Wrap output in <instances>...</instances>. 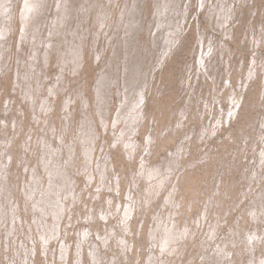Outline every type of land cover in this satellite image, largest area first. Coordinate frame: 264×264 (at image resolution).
I'll return each instance as SVG.
<instances>
[{"label": "rangeland", "instance_id": "374dc122", "mask_svg": "<svg viewBox=\"0 0 264 264\" xmlns=\"http://www.w3.org/2000/svg\"><path fill=\"white\" fill-rule=\"evenodd\" d=\"M3 1L6 3V6L0 8V157H3L2 159L0 158V187L3 192L0 199L4 202L1 200L3 203H1V207L3 209L0 212V216H3L5 222H2L0 225V264H33V262L34 264H118V260H120L119 264H150V260H152L154 255L161 258L160 244L156 243V241L160 240L162 237V228H160L161 226H159V224L165 225L172 220L176 226L180 223L179 227L177 226L180 231H184L187 227L186 225H188L190 233H194L195 239L193 238V240L190 241L187 240L189 243L185 247L186 249L188 248V250L185 249L186 251L184 250L183 254L179 251L178 255L172 256L173 260L172 258H169L171 260H168L167 256H164L163 258H167L165 260L172 262L171 264H175V261L176 264H186L187 260L194 256L192 264H203L202 255H206L207 253L213 254V250H216L219 246V244L217 245L219 241L231 237L232 228L235 226L237 227L240 221L242 222L243 217L246 215V211L254 202L253 196L257 191L253 189L254 185L249 187L248 176L254 168L256 169L259 167H254L256 166L254 155L257 154L260 156L261 152L258 150L261 148L264 149V143H262V141L264 142V137L260 138L258 132L263 129L261 126L259 130L257 129V118L264 114V106H261L264 104V99H261L258 96V92L263 87V84L261 85V82H264V79H262L263 73H260V77L255 79L249 88L247 87L246 81L248 80V72L253 68L254 57L258 58L260 69L264 64V47L257 46L258 39H264V0H253L251 3H248L249 5H242V12H239V20L237 19L238 22L236 21L232 26L234 39L230 41L227 40L229 47H227L226 52H224V56L220 54L218 56V62L215 63L213 68H209L208 72L200 66L199 58L205 50H209L210 47L208 45H214L215 48L218 46L221 47L222 44L220 43L222 42L221 40H223V37L221 36L222 30H220V27L218 26L219 19L214 16V19L210 20L208 17L209 15L205 13V8H202L201 4L198 8L197 0L181 1L179 20L182 23V28H180V33H182L180 34V38L182 40L180 39L178 41L179 45L177 44V48L180 49V51L177 50V52L175 51L173 54L169 52L164 58L162 65L158 67L157 56L150 58V56L147 55L145 57V54L147 53L144 52V61H147L146 63L148 64L146 65L145 63V66L150 68L148 70L150 75L146 77L149 80V85L143 93V115L138 122L140 124L135 127L138 131L133 137H131L133 140L129 139V146H127V148L122 145V142L116 143L114 140L115 136L113 135V132L117 131L121 126V124H116V118L120 111L121 99L118 93V87L114 86L115 93H112V99L109 101L110 106H106L109 109V114L107 116L108 121L112 120L111 117L114 118L111 131L109 132L104 130L102 122L98 117V101L96 93L102 75L104 72L106 73L111 69V60L113 59L112 42L116 36L115 33L117 32L113 29L112 25H118L121 23L122 13L129 7L128 5L134 6L135 0H115L114 3H109L108 0H102L104 3L103 6L105 5V10L111 14L109 20L112 22L111 26L106 24L103 29H99V26L96 23V20H99L100 18L95 16V9L91 10L89 14L91 16V22L88 24L91 23V30L94 33L88 38L83 46L82 67L77 71L71 70L70 72H63L60 69L58 55L56 53L51 55L49 64L42 67L43 63L40 61H43L44 59V54L42 56L41 52L43 48L37 52L35 51L36 47L33 40L32 42L30 41L31 43L24 40L22 19L24 13H26L27 10H31L26 4L33 0ZM139 1L143 2V0ZM44 2V13L40 16L41 24H39L40 30L37 35L39 37V42L42 41V39H45L46 35L49 36V34L46 33V30L49 28L48 26L53 24L57 13L60 11V3L58 0H43V3ZM154 4L153 0H145L142 4L144 10L143 20L146 29L139 33L137 37L138 40H142L143 44H147L150 37L147 30H150L154 23ZM2 17L5 19H1ZM215 19L216 22H214ZM3 29L7 30L6 38H3L2 36L1 30ZM97 30L98 33L95 34V31ZM115 39H119V36H116ZM206 40L208 41L206 42ZM258 50L259 54H255V51ZM215 57L217 56H214V58ZM155 67L157 68L155 69ZM217 68H219L218 70L220 72H218ZM117 72L118 69L115 71V78H118ZM219 73L220 75H218ZM17 81L22 83L18 82L17 84ZM241 85L247 87L242 93ZM22 88L24 92L22 91ZM31 88L33 90H31ZM121 89H124L123 86ZM20 90L21 95H23L22 97L19 92ZM262 92H264V89ZM232 93L242 96V103L238 109L239 112L237 118L232 122L227 123L228 117L225 118V112L232 107L229 101L230 94ZM67 102H72V105L69 108H66L65 106ZM207 104L210 106L208 107ZM45 105L48 108L51 106V111L49 112L51 117L47 120L45 117L46 113H48V109L43 110ZM205 107L209 109L207 110ZM35 112L37 114H34ZM211 114H213V116ZM86 115L89 116L88 119L93 118L92 116L96 118V120L93 119L94 124H96L95 129L97 133H100L99 139L96 141L97 147H95L94 153L96 167L94 170L95 174H93L95 177H93L94 180L87 178L89 177L88 173L86 176V174L83 173L84 169H81V167L80 169H76V171L75 169L72 170V177L74 178L73 184L75 185L71 188H73L74 194L73 196L66 198L65 204L69 206L63 215L64 217H62V222L60 221L59 226H57V223L54 222L52 216L44 217L41 215L40 211L31 208L32 204L26 196V189H28L27 185L32 182V177L36 173L46 176V172H44V169L42 168V158L46 148L43 145L45 141L43 138L46 140L48 139L47 141H49L52 147L57 146V148H59L63 145L62 141H64V144H72V140H77L75 136H80L81 133H83L82 130L84 128L83 124L86 123ZM41 122L43 124H41ZM115 124L117 126H115ZM203 129L207 131L206 136L209 132L212 133L214 129H218L213 138L208 137L209 141L207 144H204V141L198 140L204 131ZM123 130L124 128L121 129L119 135H121ZM218 136L220 137L219 139L217 138ZM190 139H192V142L195 144L192 143V145ZM197 142L198 144H196ZM180 146H184L182 147L183 149H180ZM180 151L182 152L179 153ZM183 153L185 154L183 155ZM180 154L182 155L180 156ZM183 156H185V158ZM166 158L170 160L172 165L174 161L175 163L178 162V167L177 165L176 168L174 165L172 166ZM146 163H148L149 166L148 164L144 165ZM156 165H159L160 167L158 166V168ZM153 167L155 168L153 169ZM172 167L175 169H171ZM245 168L247 170L249 168V170L247 171ZM32 170L35 171L34 174H32ZM162 170H165L164 173ZM154 172H160V175L157 178L150 177V173ZM174 172H177V174ZM259 172H263L264 176V167L262 170L260 169ZM165 173L166 176H171L173 181L175 180L174 184L169 180H162L163 174ZM184 176L186 181L184 180L185 178H183ZM135 179L138 180L136 181ZM89 180L91 182H89ZM102 180L103 184H106L107 186H103ZM19 183H21V185ZM178 183L180 184L178 185ZM263 183L264 179L261 185ZM44 185L45 184H42L41 187ZM261 185L257 186L256 189H260ZM99 190L101 192L103 190V192L101 193ZM9 191L13 193H10ZM96 191L100 195H98ZM162 191L164 193H162ZM91 192L95 194H92ZM141 192L143 195H141ZM15 193H18L17 196ZM175 193L178 195L174 196ZM147 195L150 198V201ZM180 195L181 197L179 198L178 196ZM245 195L246 197H249L246 198ZM133 196L136 197L134 198ZM146 197L148 199H146ZM151 203L152 206H150ZM203 203L204 206L202 205ZM6 205L8 208L5 207ZM168 207H170V209ZM123 208L126 211L123 210ZM185 208L186 211L184 210ZM207 209L209 210L208 212L206 211ZM232 209L234 211H232ZM142 210L145 211V213L143 212L144 214L142 213ZM4 211L6 213H4ZM122 211L124 212L121 213ZM151 211L152 213H150ZM128 212L131 213L130 220H126V213ZM16 213L20 216L16 215ZM146 213L149 214L147 215ZM197 213H200V216H198L199 214ZM79 214H81V216ZM181 215L182 218L180 217ZM70 216L74 218L72 219ZM143 216L147 217L144 218ZM171 216H173L172 220H170ZM177 218L180 222L177 221ZM200 218H202V220ZM119 219L121 221H119ZM199 220H201L202 223L198 225L196 223ZM191 224L195 225L191 226ZM247 224H249L247 226L248 229L254 231L256 224L252 221ZM221 225L223 227H221ZM55 226H57V230L61 227V229L56 232L55 238L60 237L58 239L53 238L52 241H50L52 245L50 243L48 244V246L50 245L49 249L46 244L44 246V243H46L45 238H50V230ZM117 226L118 229H116ZM126 226H128V230L125 229ZM213 226H218L219 231L217 232L219 234H216L217 236L215 237L212 246L209 247V250L201 249L203 241L208 238L210 232H213ZM198 228L200 230L199 234H197V231H199ZM41 233H44V235ZM125 233L127 235H124ZM16 234H19L17 235L18 237ZM118 234H122L124 237ZM89 235L91 236L89 237ZM152 235L154 238H152ZM148 238H150L149 241ZM196 238L197 241H195ZM90 239L92 243H89ZM94 243H96V246ZM220 244H222V242ZM239 245H241V240ZM24 247L29 249V251L27 250L28 253ZM123 247L125 250H123ZM242 247L245 248V245H242ZM34 248L35 250H33ZM65 248L70 249V251H67ZM261 248L258 251L264 253V247L262 246ZM98 249L101 252L98 251ZM110 249L113 252H111ZM30 250L33 252L34 256ZM196 250L198 251L196 252ZM120 252H122V254ZM185 252H187L186 255ZM149 253L152 254L150 255ZM125 255L127 256L126 258L124 257ZM82 256L84 258H82ZM243 257L240 259L237 258V260H239L237 261L238 264L247 260L248 254L246 253V250L243 251ZM231 258L232 257L229 258L230 261ZM110 259L111 261H108ZM174 259L177 260L174 261ZM228 264H236V262Z\"/></svg>", "mask_w": 264, "mask_h": 264}, {"label": "bare ground", "instance_id": "6f19581e", "mask_svg": "<svg viewBox=\"0 0 264 264\" xmlns=\"http://www.w3.org/2000/svg\"><path fill=\"white\" fill-rule=\"evenodd\" d=\"M57 1V0H56ZM60 3V11L57 13L53 24L51 26H48L49 28L46 30V33L49 34V36L46 35V38L44 36L45 39H42V41L39 42L38 40V32L40 30L39 28V24H41V20H40V16L44 13V4L43 0H33L30 1V3H27L26 6L28 8H30L31 10H27L26 13H24L23 15V19H22V24L24 27V34L23 37L25 38L24 40L28 41V42H34L35 45V51L39 52L41 48L42 49V56L44 54V59L43 61L41 60L40 62H42V67L43 66H47L49 64L50 61V57L53 53H56L58 55V64L60 66V69L63 72H70L71 70L73 71H77L80 67H82L83 65V61H82V51H83V46L85 45L86 41L88 40L89 37H91L93 35V31L91 30V23L88 24L89 22H91V16L89 15L92 9H95V16L97 18H100L99 20H96L97 25L99 26V29H103V27L108 24V26H111L112 22H110V17L111 14L110 12L108 13L104 6H103V1L102 0H58ZM109 3H114L115 0H108ZM182 0H153V3H155V9H154V23L151 27L150 30H147V32H149V40L147 42V44H143L142 40H138V34L145 31V25H144V10H143V6L142 4L145 2V0L139 1V0H135V4L134 6L132 5H128L125 10V12L122 13V21H120L121 23L118 25H112L113 29L115 31H117L115 33L116 36H119V39H115L116 36L113 39L112 45H113V59L111 60V69L108 72H104V74L101 77V80L99 82L98 85V89H97V93H96V98H97V114L98 117L100 118L103 128L106 131H111V126L113 123V117L111 121H108L107 116L109 114V109L106 107L107 105L110 106V99H112V93H115L114 90V86L118 87L119 89V95H120V111L119 114L116 118V124H121V126L118 128L117 131L113 132V135L115 136L114 140L116 143L122 142L123 146L127 148L128 145V141H130L129 139L133 140L131 137H133L136 132L138 131L137 125L140 124L138 123L140 121V119L142 118L143 112H142V104H143V93L146 90L147 86L149 85V80L146 78L147 76H149V69L145 66V62L144 61V52H146L147 54H145V57L148 55L150 56V58H153L154 56H157L156 58L158 59V66H161L163 63L164 58L168 55L169 52H171V54H173L175 51L177 52V50L180 51V49L177 48V44L178 41L181 39L180 38V28L181 27V21L179 20V14H180V3ZM198 1V8L199 5L201 4L202 8H205V13L207 15H209L208 17L210 18V20L214 19V16H216L219 21H218V26L220 27V30H222V37L223 40H221L222 42L220 44L221 47H214L208 45L210 48L208 51H204V53L202 54V56H200L199 58V62H200V66L203 67L204 70H207V72L209 71V68H213L215 66V63L218 62V56L220 54H225L224 52H226L227 47H229V43L227 42L234 39L233 38V33H232V26L233 23H235L237 21V19L239 18V12H242V5L243 4H248L251 3L253 0H197ZM57 4V3H56ZM130 4V2H129ZM249 5V4H248ZM247 5V6H248ZM6 3L3 0H0V8L5 7ZM56 6V5H55ZM239 6V7H238ZM55 8V7H54ZM47 14V13H46ZM1 19H5L4 17H2ZM90 20V21H89ZM209 20V19H208ZM209 20V21H210ZM239 20V19H238ZM216 22V19L215 21ZM238 22V21H237ZM212 23V22H211ZM213 24V23H212ZM215 25V24H214ZM212 26V25H211ZM118 27V28H117ZM215 28V26H214ZM219 30V29H218ZM219 30V31H220ZM2 31V36L3 38L7 37V30L3 29ZM182 31V30H181ZM183 32V31H182ZM98 33V30L95 31V34ZM221 34V33H220ZM124 35V38H123ZM22 36V34H21ZM206 36V35H205ZM43 37V36H42ZM261 38V37H260ZM182 40V39H181ZM205 40V39H204ZM255 40V39H254ZM116 41V42H115ZM208 40H206L207 42ZM30 42V43H31ZM182 42V41H181ZM204 42V41H203ZM25 44V42H24ZM28 44V43H27ZM215 44V43H213ZM8 45V44H7ZM149 45V46H148ZM179 45V44H178ZM29 46V45H28ZM33 46V45H32ZM257 46H263L264 47V39H258V43ZM203 47V46H202ZM29 48V47H28ZM253 48V47H252ZM205 49V48H204ZM258 49V48H257ZM256 49V50H257ZM198 50V49H197ZM25 51V50H23ZM203 51V49H202ZM254 51V49H253ZM200 52V51H199ZM219 52V54H218ZM254 53V52H253ZM15 54V53H14ZM255 54H259V50L255 51ZM55 55V54H54ZM199 55V54H198ZM214 56H217L214 58ZM224 56V55H223ZM15 57V56H14ZM30 58V57H29ZM257 58V57H256ZM254 57L253 59V68L248 72V80L246 81L247 87L249 88L250 85H252V82L255 79H258L262 73V79H264V64L262 65V68L260 69L259 67V60L258 58L256 59ZM8 59V58H7ZM6 59V60H7ZM12 59V58H11ZM22 59V58H21ZM149 59V58H148ZM15 60V59H14ZM24 60V58H23ZM22 60V61H23ZM12 61V60H11ZM37 61V60H36ZM16 62V61H15ZM149 62V61H148ZM225 62V60H224ZM8 63V61H7ZM223 64V63H221ZM146 65H148L146 63ZM228 65V64H227ZM3 66V65H2ZM40 66V65H39ZM155 67V69L157 68ZM230 67V66H229ZM5 68V67H4ZM28 68V67H25ZM21 69V68H20ZM19 69V70H20ZM116 69H118L117 75L118 78H115V71ZM192 69V68H191ZM219 68H217L218 70ZM1 70V68H0ZM107 70V69H106ZM190 70V69H188ZM187 70V71H188ZM203 70V71H204ZM229 70V69H227ZM201 71V70H200ZM19 72V71H18ZM46 72V71H45ZM189 72V71H188ZM218 72H220L218 70ZM23 73V72H22ZM27 73V72H26ZM261 73V74H260ZM190 74V73H189ZM202 74V73H201ZM216 74V73H215ZM19 75V74H18ZM22 75V74H21ZM206 75V74H205ZM208 75V74H207ZM211 75V74H210ZM220 75V73L218 74ZM24 76H25V72H24ZM23 77V76H22ZM188 77V76H187ZM208 77V76H207ZM210 77V76H209ZM215 77V76H214ZM217 77V75H216ZM194 78V77H193ZM205 78V77H204ZM21 79V78H19ZM186 79V77H185ZM206 80V78H205ZM212 80V78H211ZM260 80V79H259ZM214 81V78H213ZM20 81H17V84ZM67 82V81H66ZM185 82V81H184ZM194 82V81H193ZM243 82V81H242ZM22 83V82H20ZM32 83V82H31ZM186 83V82H185ZM25 84V83H24ZM51 84V83H50ZM193 84V83H192ZM242 84V83H241ZM263 84V87L260 89V91L258 92V96L261 99H264V92H262V90L264 89V82H261V85ZM28 85V84H26ZM189 85V84H188ZM17 86V85H15ZM51 86V85H50ZM123 86L124 89H121V87ZM18 87V86H17ZM25 87V86H24ZM31 87L33 88V86L31 85ZM241 87V93L244 91L245 88L247 87H243L242 85ZM21 88V87H19ZM31 88V90H33ZM15 89V88H14ZM19 90V89H18ZM23 91V88H22ZM219 91V90H218ZM20 95H21V90L19 91ZM24 92V91H23ZM44 92V91H43ZM148 92V91H147ZM26 93V92H25ZM236 93V91H235ZM230 94V104L232 105V107L229 110H226L225 112V118L228 117L227 119V123L232 122L235 118H237V114H238V109L242 103V96L236 95V94ZM16 94V91H15ZM18 94V91H17ZM25 95V94H24ZM23 95H21L22 97ZM25 97V96H24ZM23 97V98H24ZM35 97V96H34ZM44 97V96H43ZM28 98V97H27ZM32 98V97H30ZM219 98V97H218ZM52 99V98H51ZM28 100V99H27ZM53 100V99H52ZM24 101V100H23ZM72 101V99H71ZM228 101V102H229ZM52 104V103H51ZM72 105V102H67L66 103V108H69ZM29 106V105H28ZM208 106V104H207ZM210 106V105H209ZM208 106V107H209ZM261 106H264L261 105ZM11 108V107H9ZM207 110L209 108L205 107ZM213 108V107H212ZM13 109V108H12ZM15 109V108H14ZM48 109V113H46V117L45 119L47 120L48 118L51 117V115L49 114V112L51 111V106L48 108L46 105L44 106L43 110ZM205 109V110H206ZM206 110V111H207ZM7 111V110H6ZM12 111V110H11ZM15 111V110H14ZM35 111V110H34ZM44 112V111H43ZM203 113V112H202ZM207 113V112H206ZM212 113V110H211ZM7 114V113H6ZM34 114H37L36 112ZM73 114V113H72ZM185 114V113H184ZM54 115V114H53ZM61 115V114H60ZM204 115V114H203ZM213 116V114H211ZM210 115V117H211ZM88 115H86V123L83 124L84 128H83V133H81L80 136H75L77 138V140H72V144H68L63 142V145L60 146L59 148L56 147H52L49 143V141H47L45 138H43L44 143V147L45 148V153L44 156L42 158L43 161V165L42 168L44 169V172H46V176H42V174L40 173H35L34 170H32V182L28 183L27 187L28 189H26V196L27 199L30 201V203L33 205H31V208L34 210H38L40 211L41 215L44 217H48V216H52L54 219V222L57 223L56 225L59 226L60 221L62 220V217H64V213L65 211H67L68 206L65 204V200L66 198H69L71 196H73L74 191H73V180L74 178L72 177V170L75 169H84L83 173L86 174L87 173L89 175L90 180H94L93 177L94 176V170L96 167V162H95V147H97L96 145V141L99 139V134L96 132L95 129V125L94 124V120H96V118H94V116H92L93 118L88 119ZM185 117V115H184ZM84 118V117H83ZM204 118V117H203ZM19 119V118H18ZM32 119V118H31ZM94 119V120H93ZM26 120V118H25ZM53 120V118H52ZM183 120V119H182ZM205 120V119H204ZM258 120V127L257 129H260V126L262 127L263 130L258 131L260 138L264 137V114L261 115V117L257 118ZM1 122V121H0ZM8 123V122H7ZM2 124V123H1ZM12 124V123H11ZM17 124V123H16ZM20 124V123H19ZM35 124V123H34ZM41 124H43L41 122ZM40 124V125H41ZM56 124V123H55ZM115 124V126H117ZM24 125V124H22ZM184 125V124H183ZM10 126V124H9ZM8 126V128H9ZM57 127V126H56ZM7 128V129H8ZM26 128V127H25ZM24 128V129H25ZM50 128V127H49ZM70 128V127H69ZM124 128V130L122 131L121 135H119L121 129ZM181 128V127H180ZM6 129V132H7ZM27 129V128H26ZM35 129V128H34ZM41 129V128H40ZM39 129V130H40ZM57 129V128H56ZM139 129V128H138ZM182 129V128H181ZM184 129V128H183ZM46 130V128H45ZM204 130V129H203ZM218 129H214L213 132H209V134L206 136L207 131L204 130L200 136V138L198 140L200 141H204V144H207L209 141V138H213L214 135H216ZM62 131V130H61ZM81 131V132H82ZM26 132V131H25ZM181 132V131H179ZM23 133V130H22ZM21 133V134H22ZM46 133V132H45ZM62 133V132H61ZM107 133V132H106ZM178 133V132H177ZM185 133V132H184ZM49 134V133H48ZM67 134V133H66ZM69 134V133H68ZM179 134V133H178ZM187 135V134H186ZM21 136V135H20ZM24 136V135H23ZM35 136V135H34ZM69 136V135H68ZM152 136V134H151ZM27 137V136H26ZM209 137V138H208ZM259 137V136H258ZM35 138V137H34ZM136 138V137H135ZM134 138V139H135ZM153 138V136H152ZM189 138V137H188ZM218 139L220 138L219 136L217 137ZM155 139V137H154ZM6 140V139H5ZM156 140V139H155ZM154 140V141H155ZM191 140V144L192 139ZM32 141V140H31ZM38 141V140H37ZM55 141V140H54ZM135 141V140H134ZM197 141V140H195ZM6 142V141H5ZM111 142V141H110ZM133 142V141H132ZM9 143V142H8ZM7 143V144H8ZM27 143V142H25ZM134 143V142H133ZM188 143V142H187ZM262 143H264L262 141ZM28 144V143H27ZM110 144V143H109ZM108 144V145H109ZM136 144V143H135ZM195 144V143H193ZM192 144V145H193ZM198 144V142L196 143ZM14 145V144H13ZM41 145V144H40ZM96 145V146H95ZM111 145V144H110ZM119 145V144H118ZM188 145V144H187ZM152 146V145H151ZM195 146V145H194ZM23 147V146H22ZM21 147V148H22ZM26 147V146H25ZM184 147V146H182ZM180 146V149L182 148ZM198 147V146H196ZM201 147V146H200ZM205 147V145H204ZM5 148V146H4ZM136 148V147H134ZM188 148V147H187ZM23 149V148H22ZM32 149V148H31ZM146 149V148H145ZM152 149V147H151ZM183 149V148H182ZM198 149V148H197ZM262 149V148H261ZM259 149L258 151L261 152V155L258 156L257 154L254 155V160L255 165L254 167H258V168H254V170H252L250 172V175L248 176V184L249 187L252 185L254 190H257L253 196V204L251 205V207L246 211V215L243 217L242 222L240 221V223L237 225V227H233L231 230V237L230 238H225L222 241H219L217 243V245L219 244L218 248L215 250H213V254H208L206 255H202L201 257L203 258V264H225V263H237V258L240 259L243 257V251L246 250V253L248 254V258L246 261H244L243 263L240 264H264V253L261 251L259 252L258 250H260V248L263 246L264 247V183L261 185L264 176H263V172H259V170L263 169L264 167V149ZM27 150V149H26ZM29 150V149H28ZM135 150V149H133ZM147 150V149H146ZM145 150V151H146ZM149 150V149H148ZM203 150V148H202ZM12 151V150H11ZM144 151V150H143ZM178 151V150H177ZM204 151V150H203ZM208 151V150H207ZM10 152V151H9ZM135 152V151H134ZM137 152V150H136ZM152 152V151H151ZM182 151H180L179 153H181ZM258 152V154H259ZM26 153V151H25ZM129 153V152H127ZM176 153V152H175ZM186 153V152H185ZM183 153V155L185 154ZM213 153V152H212ZM257 153V152H256ZM28 154V153H27ZM131 154V153H130ZM129 155V154H128ZM134 155V153H133ZM171 155V154H170ZM182 154H180L181 156ZM211 155V154H210ZM2 156V155H1ZM6 156V154H5ZM30 156V155H29ZM101 156V155H100ZM103 156V155H102ZM132 156V155H131ZM172 156V155H171ZM178 156V154H177ZM130 157V156H129ZM145 157V156H144ZM170 157V156H169ZM168 157V158H169ZM185 158V156H183ZM1 158V157H0ZM3 158V157H2ZM1 158V159H2ZM5 158V157H4ZM30 158V157H29ZM166 158V159H168ZM209 158V157H208ZM212 158V157H211ZM27 159V158H26ZM35 159V158H34ZM176 159V158H175ZM178 159V158H177ZM180 159V158H179ZM210 159V158H209ZM215 159V158H213ZM5 160V159H4ZM183 160V159H182ZM31 161V160H30ZM164 161V160H163ZM168 161L170 162V160L168 159ZM184 161V160H183ZM204 161V159H203ZM213 161V160H212ZM12 162V161H11ZM22 162V161H21ZM101 162V161H100ZM147 162V161H146ZM167 162V161H166ZM168 162V163H169ZM211 162V161H210ZM171 163V162H170ZM178 162L175 163V161L173 162L174 167L176 168ZM12 164V163H11ZM10 164V165H11ZM30 164V163H29ZM148 163L144 164L147 165ZM161 164V163H160ZM194 164V163H193ZM9 165V166H10ZM23 165V164H22ZM25 165V164H24ZM31 165V164H30ZM101 165V163H100ZM172 165V163H171ZM172 165V166H173ZM182 165V164H181ZM180 165V166H181ZM195 165V164H194ZM236 165V164H235ZM149 166V164H148ZM153 166V165H151ZM157 167L159 165H156ZM168 166V165H167ZM200 166V165H198ZM31 167V166H30ZM33 167V165H32ZM108 167V166H107ZM106 167V169H107ZM160 167V166H159ZM158 167V168H159ZM174 167H172L171 169H175ZM178 167V165H177ZM182 167V166H181ZM201 167V166H200ZM101 168V167H100ZM141 168V167H140ZM155 167H153L154 169ZM198 168V167H197ZM237 168V167H236ZM146 169V168H145ZM150 169V167H149ZM162 169V167H161ZM164 169V168H163ZM246 169V168H245ZM101 170V169H100ZM197 170V169H196ZM200 170V169H199ZM247 170V169H246ZM249 170V168H248ZM247 170V171H248ZM158 171V170H157ZM163 171V170H162ZM165 171V170H164ZM163 171V173H164ZM27 172V171H26ZM30 172V171H29ZM181 172V170H180ZM11 173V172H10ZM28 173V172H27ZM80 173V172H78ZM94 173V174H93ZM175 173V172H174ZM195 173V172H193ZM146 174V173H145ZM169 174V173H168ZM173 174V173H171ZM177 174V172L175 173ZM187 174V173H186ZM190 174V172H189ZM247 174V173H246ZM3 175V174H2ZM18 175V174H17ZM109 175V174H108ZM160 175V172H154V173H150V177H155L157 178ZM166 176V173L163 174V179L162 180H169L171 181L173 184L175 182V180H172V177L170 176ZM248 175V174H247ZM110 176V175H109ZM186 176V175H185ZM185 176L183 178H185ZM10 177V176H9ZM17 177V176H16ZM28 177V176H27ZM176 177V176H175ZM197 177V176H196ZM120 178V177H119ZM182 178V179H183ZM26 179V177H25ZM100 179V178H99ZM143 179V178H142ZM159 179V178H158ZM157 179V180H158ZM180 179V178H179ZM188 179V178H187ZM192 179V178H191ZM223 179V178H222ZM89 180V182H91ZM136 180V179H135ZM138 180V179H137ZM136 180V181H137ZM186 181V178L184 179ZM183 180V181H184ZM190 180V179H189ZM188 180V181H189ZM28 181V180H27ZM156 181V180H155ZM161 181V179H160ZM20 182V180H19ZM106 182V181H105ZM134 182V181H133ZM179 182V180H178ZM192 182V181H191ZM93 183V182H92ZM91 183V184H92ZM112 183V181H111ZM137 183V182H135ZM134 183V184H135ZM143 183V182H142ZM150 183V182H149ZM183 183V182H182ZM247 183V182H246ZM11 184V182H10ZM21 185V183H19ZM42 184H45L43 187H41ZM97 184V182H96ZM102 184H103V180H102ZM141 184V183H140ZM145 184L147 185V183L145 182ZM180 183H178L179 185ZM225 184V183H224ZM6 185V184H5ZM106 185V184H105ZM103 184V186H105ZM112 185V184H111ZM138 185V184H137ZM142 185V184H141ZM150 185V184H149ZM166 185V184H165ZM172 185V184H171ZM187 185V184H186ZM244 185V184H243ZM261 185L260 189H256L257 186ZM26 186V184H25ZM89 186V185H88ZM107 186V185H106ZM114 186V185H113ZM168 186V185H167ZM170 186V185H169ZM173 186V185H172ZM177 186V185H176ZM10 187V186H9ZM101 187V186H100ZM131 187V186H130ZM156 188H158L157 186H155ZM178 187V186H177ZM95 188V187H94ZM102 188V187H101ZM136 188V187H134ZM141 188V187H140ZM171 188V186H170ZM89 189V188H88ZM104 189V188H103ZM115 189V188H114ZM133 189V188H132ZM139 189V188H138ZM150 189V188H149ZM179 189V188H178ZM215 189V187H214ZM10 190V189H9ZM21 190V188H20ZM106 190V189H105ZM141 190V189H140ZM164 190V189H163ZM166 190V189H165ZM168 190V189H167ZM180 190V189H179ZM251 190V189H249ZM8 191V190H7ZM15 191V190H14ZM18 191H19V187H18ZM90 191V190H89ZM100 191V190H99ZM108 191V190H107ZM176 191V190H174ZM210 191V190H209ZM215 191V190H214ZM225 191V190H224ZM10 193H13L11 191H9ZM97 192V191H96ZM101 192V191H100ZM103 192V190H102ZM101 192V193H102ZM113 192V191H112ZM132 192V191H131ZM130 192V193H131ZM167 192V191H166ZM205 192V191H204ZM90 193V192H89ZM92 193V192H91ZM106 193V192H105ZM108 193V192H107ZM139 193V192H138ZM162 193H164L162 191ZM161 193V194H162ZM178 193V192H177ZM3 192L2 189L0 187V198L2 196ZM16 196L18 193H15ZM95 194V193H92ZM98 194V192H97ZM96 194V195H97ZM156 194V193H155ZM169 194V192H168ZM100 195V194H98ZM129 195V194H128ZM127 195V196H128ZM135 195V194H134ZM141 195L142 192H141ZM165 195V194H164ZM172 195V194H171ZM178 195V194H177ZM176 193L174 196H177ZM213 195V194H212ZM10 196V195H9ZM14 196V195H13ZM131 196V195H130ZM162 196V195H160ZM166 196V195H165ZM170 196V194H169ZM183 196V195H182ZM210 196V195H209ZM12 197V196H11ZM20 197V196H19ZM81 197V196H80ZM79 197V198H80ZM110 197V196H109ZM134 197V196H133ZM136 197V196H135ZM134 197V198H135ZM148 197V195H147ZM146 197V199H148ZM179 198L181 197L178 196ZM246 197V195H245ZM249 197V196H247ZM246 197V198H247ZM17 198V197H14ZM82 198V197H81ZM100 198V197H99ZM159 198V197H158ZM173 198V197H171ZM8 199V198H7ZM84 199V197H83ZM95 199V198H94ZM93 199V200H94ZM131 199V198H129ZM133 199V198H132ZM164 199V198H163ZM184 199V198H182ZM1 200L0 199V212L2 211V205H1ZM15 200V199H14ZM138 200V199H137ZM136 200V201H137ZM177 200V199H176ZM179 200V199H178ZM197 200V199H196ZM209 200V199H208ZM211 200V198H210ZM209 200V201H210ZM216 200V199H215ZM247 200V199H246ZM3 201V200H2ZM82 201V199H81ZM134 201V200H133ZM140 201H141V197H140ZM150 201V198H149ZM158 201V200H157ZM161 201V200H160ZM188 201V200H187ZM201 201V200H200ZM251 201V199H250ZM4 202V201H3ZM14 202V201H13ZM77 202V200H76ZM85 202V201H84ZM83 202V203H84ZM116 202V201H115ZM132 202V201H131ZM146 202V201H145ZM176 202V201H175ZM183 202V200H182ZM8 203V202H7ZM78 203V202H77ZM82 203V202H81ZM129 203V202H128ZM142 203V202H141ZM154 203V201H153ZM181 203V202H180ZM214 203V202H213ZM3 204V203H2ZM15 204V203H14ZM116 204V203H115ZM124 204V203H123ZM133 204V203H132ZM145 204V203H144ZM171 204V203H170ZM177 204V202H176ZM175 204V205H176ZM185 204V203H184ZM193 204V203H192ZM83 205V204H82ZM88 205V204H87ZM112 205V204H111ZM114 205V203H113ZM131 205V204H130ZM181 205V204H180ZM196 205V204H194ZM192 205V206H194ZM198 205V204H197ZM204 206V203L202 204ZM207 205V204H205ZM4 206V205H3ZM29 206V205H28ZM27 206V207H28ZM123 206V205H122ZM121 206V207H122ZM132 206V205H131ZM144 206V205H143ZM152 206V203L151 205ZM159 206V205H158ZM167 206V205H166ZM210 206V205H209ZM7 207V205L5 206ZM4 207V208H5ZM128 207V206H127ZM142 207V206H141ZM176 207V206H175ZM181 207V206H180ZM186 207V206H185ZM214 207V206H213ZM234 207V206H232ZM8 208V207H7ZM144 208V207H143ZM149 208V207H148ZM154 208V207H153ZM170 209V207H168ZM182 208V207H181ZM202 208V207H201ZM115 209V208H114ZM122 209V208H121ZM120 209V210H121ZM196 209V208H195ZM222 209V208H221ZM231 209V208H230ZM28 210V209H27ZM94 210V209H93ZM123 210H125L123 208ZM131 210V209H130ZM140 210V209H139ZM146 210V209H145ZM150 210V209H149ZM153 210V209H152ZM157 210V209H156ZM186 211V208L184 209ZM192 210V208H191ZM9 211V209H8ZM88 211V210H87ZM86 211V212H87ZM126 211V210H125ZM134 211V210H133ZM207 212L209 211L208 209L206 210ZM232 211H234L232 209ZM10 212V211H9ZM8 212V213H9ZM17 212V211H16ZM76 212V211H75ZM93 212V211H92ZM103 212V211H102ZM124 211H122L121 213H123ZM138 212V211H137ZM145 213V211L142 210V213ZM206 212V213H207ZM223 212V211H222ZM231 212V211H230ZM3 213V212H2ZM4 213H6L4 211ZM13 213V212H12ZM15 213V211H14ZM13 213V214H14ZM67 213V212H66ZM89 213V212H88ZM113 213V211H112ZM143 213V214H144ZM152 213V211L150 212ZM156 213V212H155ZM166 213V212H165ZM179 213V211H178ZM233 213V212H231ZM230 213V214H231ZM21 214V212H20ZM95 214V213H94ZM131 213L128 212L126 213V220H128L130 218ZM142 214V215H143ZM147 215L149 213H146ZM162 214V213H161ZM169 214V211H168ZM172 214V213H171ZM193 214V213H192ZM198 216H200V213ZM212 214V213H211ZM16 215H19L18 213H16ZM15 215V216H16ZM40 215V216H41ZM69 215V214H67ZM73 215V214H72ZM81 216V214H79ZM139 215V214H138ZM164 215V214H163ZM162 215V216H163ZM167 215V213H166ZM187 215V213H186ZM189 215V214H188ZM208 215V214H207ZM206 215V216H207ZM221 215V214H220ZM20 216V215H19ZM76 216V215H75ZM92 216V214H91ZM95 216V215H94ZM93 216V219H94ZM150 216V215H149ZM148 216V217H149ZM211 216V215H210ZM10 217V216H9ZM8 217V218H9ZM14 217V216H13ZM71 217V216H70ZM96 217V216H95ZM107 217V216H106ZM122 217V216H121ZM144 217V216H143ZM147 216H145L144 218H146ZM182 218V215L180 216ZM39 218V217H38ZM72 218V217H71ZM74 218V217H73ZM72 218V219H73ZM76 218V217H75ZM89 218V217H88ZM98 218V217H97ZM117 218V217H115ZM216 218V217H215ZM31 219V217H30ZM29 219V220H30ZM37 219V218H36ZM40 219V218H39ZM83 219V217H82ZM100 219V218H99ZM132 219V218H131ZM142 219V218H141ZM161 219V218H160ZM173 219V216L170 217V220ZM175 219V218H174ZM202 220V218H200ZM217 219V218H216ZM225 219V218H224ZM5 219L3 218V216H0V225ZM11 220V219H10ZM79 220V219H78ZM97 220V219H96ZM110 220V219H109ZM113 220V219H112ZM116 220V219H115ZM130 220V219H129ZM144 220V219H143ZM158 220V219H157ZM169 220V221H170ZM176 220V219H175ZM174 220V221H175ZM199 220L196 224H200L202 223V221ZM223 220V219H222ZM226 220V219H225ZM23 221V220H22ZM49 221V220H48ZM81 221V220H80ZM79 221V222H80ZM89 221V220H88ZM118 221V220H117ZM119 221H121L119 219ZM125 221V220H124ZM166 221V219H165ZM178 221V218H177ZM176 221V222H177ZM195 221V220H194ZM228 221V220H227ZM250 221H252L253 223L256 224V227L254 229V231H250L248 229V225L247 223H250ZM62 222V221H61ZM126 222V221H125ZM129 222V221H128ZM151 222V221H150ZM180 222V221H178ZM213 222V221H212ZM219 222V221H218ZM24 223V221H23ZM31 223V222H30ZM69 223V222H68ZM78 223V222H77ZM76 223V224H77ZM98 223V222H97ZM103 223V222H102ZM109 223V222H108ZM121 223V222H120ZM168 224H159V226H161L160 228H162L161 230V239L156 241V243L160 244V257L157 255H154L152 257V260H150V264H171L172 262H169L168 260H171L169 258H172L173 255H178L179 251L181 254L184 253V250L186 249L185 246L188 245V241L193 240L194 238V233H190V228L188 227V225H186L184 231H180L178 230L177 226L179 227V225H174L173 220L171 222H167ZM191 223V221H190ZM208 223V222H207ZM222 223V222H220ZM54 224V223H53ZM52 224V226H53ZM75 224V225H76ZM111 224V223H110ZM206 224V223H205ZM212 224V223H210ZM61 225V224H60ZM64 225V224H63ZM90 225V224H89ZM100 225V224H99ZM109 225V224H108ZM121 225V224H120ZM129 225V224H128ZM195 225V224H194ZM191 224V226H194ZM224 225V223H223ZM28 226V225H27ZM57 226H55L54 228L52 227V229L50 230L49 233V237L50 238H45V242L44 246L46 244V246H48V244L50 243V241H52L53 238L56 237V232L58 230L61 229V227L57 230ZM91 226V225H90ZM8 227V226H7ZM26 227V226H25ZM24 227V228H25ZM69 227V226H68ZM71 227V226H70ZM115 227V225H114ZM121 227V226H120ZM197 227V226H196ZM201 227V226H200ZM199 227V228H200ZM210 227V226H209ZM212 227V226H211ZM214 227V226H213ZM221 227H223L221 225ZM220 227V228H221ZM252 227V226H251ZM17 228V227H16ZM15 228V229H16ZM27 228V227H26ZM30 228V227H29ZM28 228V229H29ZM113 228V227H111ZM183 228V227H182ZM195 228V227H194ZM193 228V229H194ZM198 228V230H199ZM206 228V226H205ZM204 228V230H205ZM231 228V227H230ZM85 229V228H84ZM93 229V228H91ZM103 229V228H102ZM118 229V226L117 228ZM115 229V230H116ZM126 230H128V226H126L125 228ZM192 229V231H193ZM251 229V228H250ZM32 230V228H31ZM34 230V229H33ZM101 230V229H100ZM111 230V229H110ZM182 230V229H181ZM25 231V230H24ZM35 231V230H34ZM62 231V230H61ZM148 231V230H147ZM195 231V230H194ZM217 231H219L218 226L214 227L213 232L209 233V236L207 238L206 235V240L203 241V243L201 244V249H208L209 247L212 246V243L215 240V237L217 236L216 234L218 233ZM228 231V230H227ZM3 232V231H2ZM13 232V231H12ZM23 232V230H22ZM26 232V231H25ZM32 232V231H31ZM30 232V233H31ZM89 232V231H88ZM106 232V231H105ZM117 232V231H116ZM131 232V231H130ZM199 234L200 230L197 231ZM221 232V231H220ZM40 233V232H39ZM47 233V232H46ZM91 233V232H89ZM119 233V232H118ZM124 233V232H122ZM159 233V232H158ZM196 233V232H195ZM21 234V233H20ZM28 234V233H27ZM42 234V233H41ZM81 234V233H80ZM101 234V233H99ZM147 234V233H146ZM204 234V233H202ZM219 234V233H218ZM19 234H16V236ZM24 235V234H23ZM35 235V233H34ZM44 235V233L42 234ZM48 235V234H47ZM59 235V233H58ZM61 235V234H60ZM70 235V234H69ZM87 235V234H86ZM92 235V234H91ZM89 235V237L91 236ZM120 235V234H118ZM124 235H127L126 233ZM81 236V235H80ZM122 236V234L120 235ZM139 236V235H138ZM202 236V235H201ZM205 236V235H204ZM226 236V235H225ZM18 237V236H17ZM23 237V236H22ZM28 237V236H26ZM31 237V236H30ZM33 237V236H32ZM46 237V236H45ZM60 237V236H59ZM59 237L55 238L58 239ZM71 237V236H70ZM99 237V236H97ZM107 237V236H106ZM124 237V236H122ZM196 237V236H195ZM200 237V236H199ZM198 237V239H199ZM93 238V237H92ZM152 238H154V236L152 235ZM16 239V238H14ZM54 239V240H55ZM89 239V238H88ZM104 239V238H103ZM129 239V238H128ZM195 239V238H194ZM205 239V238H204ZM11 240V239H10ZM53 240V241H54ZM115 240V239H114ZM150 240V238H148V241ZM188 240V241H187ZM209 240V241H208ZM241 240V245H239V242ZM25 241V240H24ZM32 241V240H31ZM107 241V240H106ZM130 241V240H129ZM197 241V238L196 240ZM10 242V241H9ZM44 242V241H43ZM81 242V241H80ZM85 242V241H83ZM82 242V244H83ZM91 242V239L89 241V243ZM98 242V241H97ZM111 242V241H110ZM131 242V241H130ZM194 242V241H193ZM201 242V241H200ZM222 242V244H220ZM25 243V242H24ZM34 243V242H33ZM88 243V244H89ZM92 243V242H91ZM118 243V242H116ZM127 243V242H126ZM129 243V242H128ZM152 243V242H151ZM184 243V244H183ZM199 243V242H198ZM197 243V244H198ZM18 244V243H17ZM51 244V243H50ZM80 244V243H79ZM80 244V245H82ZM96 246V243H94ZM112 244V243H111ZM141 244V243H140ZM195 244V243H194ZM22 245V244H21ZM25 245V244H23ZM52 245V244H51ZM84 245V244H83ZM108 245V244H107ZM150 245V244H149ZM242 245H245V248L242 247ZM26 246V245H25ZM50 246V245H49ZM48 246V247H49ZM87 246V245H85ZM112 246V245H110ZM147 246V245H146ZM191 246V243H190ZM241 246V247H240ZM29 247V246H28ZM27 247V248H28ZM32 247V246H31ZM34 247V246H33ZM65 247V245H64ZM118 247V246H117ZM128 247V245H127ZM144 247V245H143ZM153 247V246H152ZM200 247V246H199ZM198 247V248H199ZM25 248V247H24ZM81 248V246H80ZM114 248V247H113ZM112 248V249H113ZM124 248V247H123ZM132 248V247H131ZM141 248V247H140ZM154 248V247H153ZM151 248V249H153ZM46 249V247H45ZM50 249V247H49ZM67 251L70 249L65 248ZM85 249V248H84ZM91 249V248H90ZM101 249V248H100ZM115 249V248H114ZM113 249V250H114ZM117 249V248H116ZM127 249V248H126ZM150 249V248H149ZM148 249V250H149ZM156 249L158 250V248L156 247ZM191 249V248H190ZM211 249V248H210ZM262 249V248H261ZM25 250L29 251V249ZM32 250V248H31ZM30 250V251H31ZM35 250V248L33 249ZM37 250V249H36ZM111 250V249H110ZM125 250V248L123 249ZM132 250V249H131ZM142 250V249H141ZM188 250V248L186 249ZM185 250V251H186ZM18 251V250H17ZM23 251V250H22ZM27 251V253H28ZM48 251V250H47ZM79 251V249H78ZM82 251V250H81ZM84 251V250H83ZM98 251H100L98 249ZM108 251V249H107ZM120 251V250H119ZM147 251V250H146ZM150 251V250H149ZM158 251V252H159ZM198 250H196L197 252ZM207 251V250H206ZM211 251V250H210ZM20 252V250H19ZM25 252V251H24ZM50 252V251H49ZM86 252V251H85ZM101 252V251H100ZM103 252V251H102ZM106 252V251H105ZM111 252H113L111 250ZM118 252V251H117ZM188 252V251H187ZM185 252V255L186 253ZM209 252V251H208ZM23 253V252H21ZM32 255L33 252L31 251ZM30 253V254H31ZM36 253V252H35ZM83 253V252H82ZM91 253V252H90ZM122 254V252H120ZM119 253V254H120ZM154 253V252H153ZM193 254H195L194 252H192ZM1 254V252H0ZM18 254V252H17ZM45 254V253H44ZM43 254V255H44ZM62 254V253H61ZM65 254V253H63ZM69 254V253H68ZM125 254V253H124ZM127 254V253H126ZM138 254V253H137ZM142 254V253H141ZM148 254V253H147ZM150 254V253H149ZM152 254V253H151ZM150 254V255H151ZM155 254V253H154ZM203 254V251H202ZM26 255V253H25ZM98 255V254H96ZM101 255V254H100ZM115 255V254H114ZM184 255V256H185ZM188 255V254H187ZM198 255V254H197ZM200 255V254H199ZM29 256V255H28ZM34 256V255H33ZM48 256V255H47ZM68 256V255H67ZM66 256V257H67ZM81 256V255H80ZM108 256V255H107ZM129 256V255H128ZM148 256V255H147ZM164 256L168 257V260L166 261L165 259L167 258H163ZM183 256V255H182ZM18 257V256H16ZM65 257V255H64ZM92 257V256H91ZM116 257V256H115ZM114 257V258H115ZM119 257V256H118ZM125 258L127 257L126 255L124 256ZM130 257V256H129ZM177 257V256H176ZM194 256L190 257L187 260L186 264H192L194 258ZM231 258V261L229 260V258ZM45 258V257H44ZM48 258V257H47ZM68 258V257H67ZM79 258V256H78ZM82 258H84L82 256ZM105 258V257H104ZM108 258V257H107ZM120 258V257H119ZM123 258V259H125ZM142 258V257H141ZM147 258V257H146ZM149 258V257H148ZM151 258V257H150ZM179 258V257H177ZM184 258V257H183ZM182 258V259H183ZM188 258V257H187ZM199 258V257H198ZM244 258V257H243ZM24 259V258H23ZM28 259V258H27ZM26 259V260H27ZM32 259V257H31ZM76 259V258H75ZM160 259V260H159ZM181 259V257H180ZM196 259V258H195ZM200 259V258H199ZM30 260V259H29ZM28 260V261H29ZM79 260V259H78ZM82 260V259H80ZM103 260V259H102ZM128 260V259H127ZM173 260V258H172ZM177 259H174V261ZM179 260V259H178ZM27 261V262H28ZM46 261V260H45ZM68 261V260H67ZM84 261V260H83ZM108 261H111L108 260ZM116 261V259H115ZM118 260V264H119ZM122 261V259H121ZM180 261V260H179ZM77 262V261H76ZM81 262V261H79ZM136 262V261H135ZM199 262V261H197ZM201 262V261H200ZM50 263V262H49ZM128 263V262H127ZM176 264V261L174 262ZM17 264V263H16ZM20 264H24V263H20ZM27 264V263H26ZM34 264V262H33ZM53 264V263H52ZM67 264V263H66ZM79 264V263H78ZM82 264V263H81ZM84 264V263H83ZM86 264V263H85ZM95 264V263H94ZM98 264V263H97ZM103 264V263H102ZM117 264V263H116ZM122 264V263H121ZM125 264V263H123ZM137 264V263H136ZM140 264V263H139ZM146 264V263H145ZM201 264V263H200Z\"/></svg>", "mask_w": 264, "mask_h": 264}]
</instances>
